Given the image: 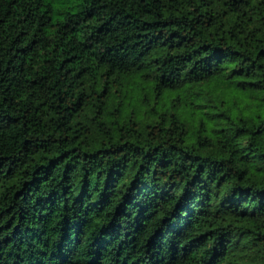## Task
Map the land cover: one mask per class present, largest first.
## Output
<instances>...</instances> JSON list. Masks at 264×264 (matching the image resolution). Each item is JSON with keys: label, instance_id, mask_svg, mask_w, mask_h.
I'll return each mask as SVG.
<instances>
[{"label": "trees", "instance_id": "obj_1", "mask_svg": "<svg viewBox=\"0 0 264 264\" xmlns=\"http://www.w3.org/2000/svg\"><path fill=\"white\" fill-rule=\"evenodd\" d=\"M53 1L0 0V264H264V0Z\"/></svg>", "mask_w": 264, "mask_h": 264}, {"label": "rangeland", "instance_id": "obj_2", "mask_svg": "<svg viewBox=\"0 0 264 264\" xmlns=\"http://www.w3.org/2000/svg\"><path fill=\"white\" fill-rule=\"evenodd\" d=\"M64 1H66V2H68V3H72V2H74V1H76V0H64ZM64 1L62 2V1H60V0H54V1L52 2V4H53L54 8H58L59 6H61L62 4H64ZM58 16H60V15H59V14H56V15H55V17H58Z\"/></svg>", "mask_w": 264, "mask_h": 264}]
</instances>
